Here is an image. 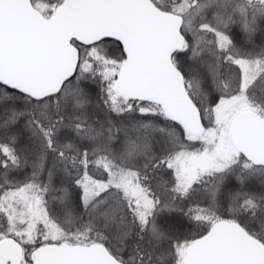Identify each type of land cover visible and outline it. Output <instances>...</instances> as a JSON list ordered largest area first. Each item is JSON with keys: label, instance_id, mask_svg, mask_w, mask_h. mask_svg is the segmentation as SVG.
<instances>
[{"label": "snow or ice", "instance_id": "1", "mask_svg": "<svg viewBox=\"0 0 264 264\" xmlns=\"http://www.w3.org/2000/svg\"><path fill=\"white\" fill-rule=\"evenodd\" d=\"M0 264H264V0H0Z\"/></svg>", "mask_w": 264, "mask_h": 264}]
</instances>
